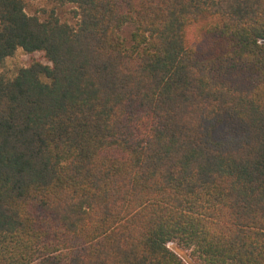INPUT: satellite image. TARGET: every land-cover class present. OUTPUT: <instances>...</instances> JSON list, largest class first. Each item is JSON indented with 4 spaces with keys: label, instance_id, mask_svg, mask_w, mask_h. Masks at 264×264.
<instances>
[{
    "label": "trees",
    "instance_id": "1",
    "mask_svg": "<svg viewBox=\"0 0 264 264\" xmlns=\"http://www.w3.org/2000/svg\"><path fill=\"white\" fill-rule=\"evenodd\" d=\"M48 1L0 0V264H264V0Z\"/></svg>",
    "mask_w": 264,
    "mask_h": 264
},
{
    "label": "rangeland",
    "instance_id": "2",
    "mask_svg": "<svg viewBox=\"0 0 264 264\" xmlns=\"http://www.w3.org/2000/svg\"><path fill=\"white\" fill-rule=\"evenodd\" d=\"M74 8L73 5H56L48 0H27L26 2V12L29 15H37L40 18H44L47 13L55 12L59 18L63 21H67L71 24L76 23V19L73 17L72 9ZM136 26L133 23H127L120 29V34L127 46L132 44V33L135 31ZM38 60L44 63H47L44 54L42 52H33L28 53L23 49L19 48L12 56L6 58L3 68L1 69L5 74L9 76H13L19 68L28 66L31 62ZM173 250L179 252L177 249L178 246L175 242H170L168 244ZM186 256L184 260L190 264H199L195 263L190 259V252L186 251Z\"/></svg>",
    "mask_w": 264,
    "mask_h": 264
}]
</instances>
